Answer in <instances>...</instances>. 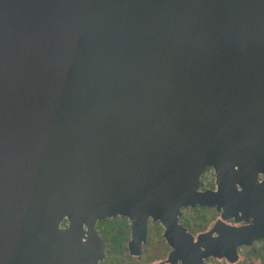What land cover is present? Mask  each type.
Segmentation results:
<instances>
[{
    "label": "water",
    "instance_id": "water-1",
    "mask_svg": "<svg viewBox=\"0 0 264 264\" xmlns=\"http://www.w3.org/2000/svg\"><path fill=\"white\" fill-rule=\"evenodd\" d=\"M116 216L181 264L264 237V0H0V264H99Z\"/></svg>",
    "mask_w": 264,
    "mask_h": 264
},
{
    "label": "trees",
    "instance_id": "trees-1",
    "mask_svg": "<svg viewBox=\"0 0 264 264\" xmlns=\"http://www.w3.org/2000/svg\"><path fill=\"white\" fill-rule=\"evenodd\" d=\"M207 186L212 187L209 183ZM190 217L181 214L179 220L189 232L195 234L203 231L209 221L218 214L211 207H194L186 209ZM98 233L105 243V258L101 264H151L165 256L168 245L162 237V227L152 223L148 227L147 242L144 244L140 257L130 256L127 252L126 242L129 237V224L125 217L116 216L100 220L96 223Z\"/></svg>",
    "mask_w": 264,
    "mask_h": 264
},
{
    "label": "flooded vegetation",
    "instance_id": "flooded-vegetation-1",
    "mask_svg": "<svg viewBox=\"0 0 264 264\" xmlns=\"http://www.w3.org/2000/svg\"><path fill=\"white\" fill-rule=\"evenodd\" d=\"M261 177L262 176H259V178H261ZM195 207H197V206H195ZM198 207H200V206H198ZM184 208H187V207H184ZM184 208H182V209H184ZM211 208H213V207H211ZM182 209H181V213H182ZM219 219H220V216L218 213V216L211 222L209 227L207 229H205L204 231H201V232L213 230L211 232V236H215V231L217 229L223 227L224 225H239V224L243 223V222L235 223L233 219H226L224 221H220ZM149 222H152V221L149 220ZM149 222H148V227H149ZM152 223L160 224L159 222H152ZM162 231H163V227H162ZM201 232H197L193 235L196 236L198 233H201ZM147 234H148V231H147ZM207 237H208V234L205 235L203 239H205ZM146 239H147V237H146ZM165 243H166V241H165ZM126 248H127V244H126ZM169 251H170V246L168 245V249L165 252V256L163 258L159 259L154 264H181L180 261H177V262H172L170 260L166 261L167 254ZM127 252H128V250H127ZM141 253H142V250H141ZM133 257H137V256H133ZM138 257H140V256H138ZM203 261L205 263H209V264H264V237L255 239L250 245H240L237 248V257H235V258L233 257L232 253L229 251L221 252V251L215 250V253H213L212 256L204 258ZM101 262L99 264H101ZM151 264H153V262Z\"/></svg>",
    "mask_w": 264,
    "mask_h": 264
},
{
    "label": "rangeland",
    "instance_id": "rangeland-1",
    "mask_svg": "<svg viewBox=\"0 0 264 264\" xmlns=\"http://www.w3.org/2000/svg\"><path fill=\"white\" fill-rule=\"evenodd\" d=\"M200 180H201V182H200V189H204V188H207V187H210V186H207L209 183H212L213 184V188H214V186H215V182H214V172H213V169L211 168V167H208L207 169H205V171L203 172V174L201 175V177H200ZM212 187H210V188H212ZM191 209V207H187V208H184V209H182V213L181 214H183V213H185V216L186 217H190V212L188 213L187 211H186V209ZM192 208H194V207H192ZM218 213V212H217ZM218 216V214L215 216V218ZM215 218H213L211 221H209V223H208V225H207V227L205 228V229H207L208 227H209V225L211 224V222L215 219ZM127 219V218H126ZM127 221H128V219H127ZM128 224H129V221H128ZM150 224H151V222H149V226H150ZM62 225H64V223L62 222ZM96 227V226H95ZM162 227V226H161ZM96 229H97V231H98V228L96 227ZM130 229V228H129ZM204 229V230H205ZM203 230V231H204ZM199 232H201V231H199ZM162 233V232H161ZM197 233V232H196ZM129 236H130V230H129ZM128 239H129V237H128ZM127 239V240H128ZM147 240V239H146ZM147 242V241H146ZM145 242V243H146ZM144 243V244H145ZM126 244H127V242H126ZM144 244H143V246H144ZM106 249V248H105ZM143 249V247L141 248V250ZM158 260H155V261H153V264L154 263H156ZM102 263V262H101Z\"/></svg>",
    "mask_w": 264,
    "mask_h": 264
}]
</instances>
